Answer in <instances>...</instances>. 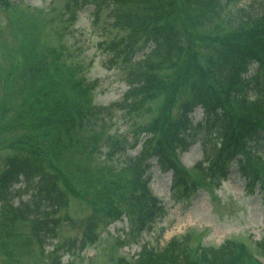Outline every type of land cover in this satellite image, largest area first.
Masks as SVG:
<instances>
[{
  "label": "trees",
  "instance_id": "trees-1",
  "mask_svg": "<svg viewBox=\"0 0 264 264\" xmlns=\"http://www.w3.org/2000/svg\"><path fill=\"white\" fill-rule=\"evenodd\" d=\"M71 1L74 6L87 1L99 12L105 9V26L127 31L106 44L108 60L120 58L126 68L121 66L128 85L121 101L108 109L122 104L124 114L134 117L140 115L146 101L154 100L158 94L163 95V100L150 121L133 123L135 130H131V136L93 128L102 118L104 107L94 104L93 85L79 64L63 61L58 49L46 53L48 50L38 45L37 32L23 29L25 11L16 9L14 0H0L17 46L11 56L18 55L21 62H17L22 67L14 72L12 82L7 80L3 85L0 96V118L12 111L10 105L14 101L12 107L17 106L14 116L0 124V128L19 132L7 139V146L18 150L7 154L0 167L2 264H24L17 254L18 250H25L20 247L26 243L25 236L18 234L15 243H11L15 236L12 223L16 219L29 221L33 235L42 241V235L53 232L58 225L60 219L51 215L66 203V193L78 198L91 196V204L104 217L118 219L128 215L127 228L134 234L150 228L149 221L164 207L148 189L151 161L161 169L171 170L172 189L183 184L187 194L197 188L189 177L193 169L189 171L179 163L178 153L192 143L189 138L191 141L197 138L200 130L205 134L214 130L219 140L202 159L208 160V164L197 163L200 169L205 168V173L213 177L225 174L229 163L235 161L241 174L248 176L247 185H253L259 178L264 184V161L255 152L258 143L264 142V0H256L258 9L263 10L262 16L256 17L241 8L245 19L226 31L219 17L227 0ZM211 23L219 24L211 26ZM202 45L212 47L204 62ZM140 51L142 54L137 56ZM251 66L255 70L250 73ZM185 87L189 88V94L182 112L175 116L172 105L176 93ZM196 106L202 107L203 118L193 122L189 112ZM141 133L145 135L143 145L126 161L125 172L121 171L127 177L114 173L110 165L105 168L108 172L105 177L96 173L92 164L103 137L104 144L109 146L107 153L112 155L127 146H136ZM201 138L205 148L207 136ZM73 152L79 153L81 162L71 157ZM20 182L23 184L16 193H26L27 197L19 198L15 205L11 196ZM116 190L123 193L118 198ZM118 199H123L126 207H121ZM96 221V213L84 221L82 246L86 243L84 238L94 241L97 236ZM199 237L200 234L186 232L158 248L143 243L136 257L117 255L114 261L115 264H262L241 239L227 237L214 246L202 244ZM254 243L264 255V238Z\"/></svg>",
  "mask_w": 264,
  "mask_h": 264
},
{
  "label": "rangeland",
  "instance_id": "rangeland-1",
  "mask_svg": "<svg viewBox=\"0 0 264 264\" xmlns=\"http://www.w3.org/2000/svg\"><path fill=\"white\" fill-rule=\"evenodd\" d=\"M14 1L17 2L16 9L25 11L23 14L26 27L23 29L29 31L30 28L37 32L39 47L48 50L46 53L52 48L60 50L61 59L70 64L78 63L80 70L88 78L89 84L93 85L91 91L93 102L97 107H104L101 111L102 118L98 119L93 128L97 130L104 128L109 133H123L131 136V130L134 129L133 123L142 124L150 121L157 114V106L163 100L162 94L152 98L154 100L146 101L139 116L125 115V109L120 107L122 104L108 109L114 102L121 101L128 85L124 78L126 68L120 58L116 61L108 60L106 44L112 39L121 38L127 31L105 26V20H107L105 9L96 11L92 3L87 1L81 3V0V4L76 6L71 0ZM226 3L227 6L221 11L222 17H219L225 31L236 27L241 19H245L244 11L256 17L263 14V10L258 9L256 0H227ZM72 15H76V18L72 19ZM218 24L211 23V26ZM12 36L6 9L3 10L0 5V96L3 94V85L7 80L12 82L14 72H19L22 68L19 66L21 58L18 55L11 56V52L17 50ZM211 51V46L202 45V62ZM141 54V51L136 53L137 56ZM48 60H51V56ZM9 65L12 66L8 67ZM253 69L255 70V67L251 66L250 73ZM188 94V87L177 91L176 102L172 105V113L175 116L182 112ZM13 104L16 102L14 101ZM13 104L10 105L12 111H7L5 117L0 118V124L14 116L13 110L17 111V106L12 107ZM202 112L199 106L194 109L191 113L193 122L203 118ZM3 130L6 128H0V167L3 166V159L7 154L18 150L16 147L7 146V139L14 138L19 132ZM204 135L207 136L205 148L201 145V137ZM144 136V133L138 135L140 141L138 140L136 146H127L126 150L117 151L112 155L107 153L109 146L104 144L103 137L98 142L99 149L94 154L92 164L96 173L105 177L108 174L105 168L110 165L114 173L125 174L127 177L126 173L121 171L125 172L126 161L139 152ZM197 138H194V141L189 138L192 142L191 146L180 155L181 162L186 167L193 168L189 177L190 181L196 182L197 187L190 189L187 194L184 192L183 184L172 189L171 171L159 168L151 159L148 168V173L151 175L149 186L152 193L161 199L164 207L153 220L149 221L150 228L134 234L127 228L128 215L120 220L104 217L102 211L91 204V196L78 198L66 193L64 196L66 203L51 215L60 221L53 232L42 235V241L33 235L29 221L16 219L12 223L15 236L11 243H15L18 234L25 236L26 240L23 246L20 245L25 250H18L17 257L24 264L34 262L39 264H115L114 257L117 255L123 254L126 257L135 255L136 257L143 243L162 247L172 237H178L186 232L200 234L201 243L208 245H218L227 237L239 238L246 241L249 248L256 252L253 241L264 238V187L261 188L258 182L247 185L248 176L244 177L241 174L235 161L226 177L208 184L211 176L205 173V168L200 169L197 163L202 161L201 165L208 164V160L202 159L206 151L210 152L211 146L216 145L219 140L215 137L214 130H211L209 134H205L202 130L197 131ZM258 146L264 161V142L260 141ZM71 157L81 162L78 152H73ZM20 183L14 186L11 196L15 205L19 198L27 197L26 193L21 195L16 193L23 184ZM119 193L122 191L116 190L115 198H118ZM116 202L121 207H126L123 199H118ZM93 213H96L98 220L94 229L97 236L94 241L84 238L86 243L82 246L84 221ZM257 257L262 258L264 262L263 256ZM3 258L4 256L0 254L1 264Z\"/></svg>",
  "mask_w": 264,
  "mask_h": 264
}]
</instances>
